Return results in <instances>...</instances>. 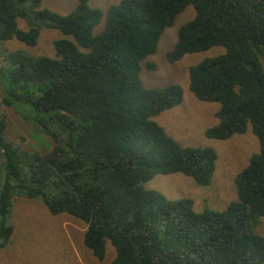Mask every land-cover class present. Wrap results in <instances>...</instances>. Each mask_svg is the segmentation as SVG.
<instances>
[{"label":"trees","instance_id":"16d2710c","mask_svg":"<svg viewBox=\"0 0 264 264\" xmlns=\"http://www.w3.org/2000/svg\"><path fill=\"white\" fill-rule=\"evenodd\" d=\"M77 1L60 14L40 9L43 0H0V44L34 47L43 29L64 35L53 41L55 56L20 49L1 67L0 249L14 233L17 191L52 215L83 221L84 244L97 259L107 242L115 247L111 264H264V236L254 228L264 218V0H120L106 10ZM188 6L195 16L168 59L225 49L189 69L196 98L220 103L206 135L225 140L250 125L260 143L235 178L237 200L224 210L198 212L192 199L145 187L173 173L207 186L216 172L214 148L183 146L154 119L182 103V86L148 88L141 79L143 60ZM4 105L51 136L53 148L23 151L7 136Z\"/></svg>","mask_w":264,"mask_h":264},{"label":"rangeland","instance_id":"374dc122","mask_svg":"<svg viewBox=\"0 0 264 264\" xmlns=\"http://www.w3.org/2000/svg\"><path fill=\"white\" fill-rule=\"evenodd\" d=\"M120 0H91L89 4L101 10L117 4ZM77 0H43L40 9H49L60 14H68L77 5ZM195 9L188 6L180 13L174 25L165 29L155 53L142 62L141 79L148 88L180 84L184 91L183 101L154 119L181 145L189 147H212L217 151L216 172L210 185L197 184L191 177L182 173L159 174L145 183V187L161 191L172 200L192 199L194 208L202 212L206 208L224 210L236 201L235 178L248 164L251 156L259 151L260 143L249 125L245 133L235 134L229 139L210 138L206 131L218 122L216 112L220 103L205 102L196 98L189 87V69L201 61L225 52L222 46L190 53L181 60L172 62L167 55L178 39L182 25L193 19ZM19 26L28 29L23 19ZM104 19L95 28L99 33ZM64 35L56 29H43L34 47L13 39L0 44L1 67L7 66L8 52L23 50L27 55L55 56L53 41ZM153 65L154 68H150ZM1 84V79H0ZM3 91L0 85V101ZM7 117V136L15 140L26 152L44 153L54 146V140L31 123L24 121L14 107L3 106ZM4 172L3 158L0 155V179ZM10 222L14 226L11 242L0 249V264H111L116 249L107 242L106 256L97 259L84 244L86 225L83 221L62 213L52 215L39 199H30L21 192L13 193ZM256 233L264 236V218L257 220Z\"/></svg>","mask_w":264,"mask_h":264}]
</instances>
